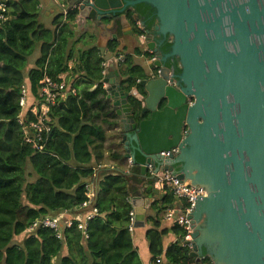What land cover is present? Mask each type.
Returning a JSON list of instances; mask_svg holds the SVG:
<instances>
[{"label":"water","instance_id":"obj_1","mask_svg":"<svg viewBox=\"0 0 264 264\" xmlns=\"http://www.w3.org/2000/svg\"><path fill=\"white\" fill-rule=\"evenodd\" d=\"M140 4L154 10L144 43L155 55L147 64L156 76L133 84L101 48L123 157L142 176L151 165L204 189L190 216L196 264L204 256L208 264H264V0L72 2L80 27L114 31L140 21L144 28L136 12L130 17ZM167 41L170 49L161 53ZM175 147L177 156L158 170V154ZM96 200L97 190L90 209ZM154 202L132 198L134 227L145 226Z\"/></svg>","mask_w":264,"mask_h":264},{"label":"trees","instance_id":"obj_2","mask_svg":"<svg viewBox=\"0 0 264 264\" xmlns=\"http://www.w3.org/2000/svg\"><path fill=\"white\" fill-rule=\"evenodd\" d=\"M0 3L7 10L0 21V264H143L130 232L131 201L149 178L141 175L138 164L129 173L106 169L96 173L105 160V143L117 137L106 129L113 131L117 122L103 86L104 57L98 48L81 53L77 67L84 76L72 83L76 94L57 99L51 110V131L42 141L44 151H36L24 141L17 122L21 87L25 84L28 93L37 97L45 75L61 81L74 56L69 47L74 35L70 23L75 22L77 10H68L65 23L57 16L58 27L52 30L40 22L38 0ZM134 12L143 18L144 31L153 29L156 21L149 5H138L130 17ZM37 44L40 56L26 72ZM110 48L114 51L117 43H110ZM169 49V41L160 48L162 53ZM131 58H125L127 66L120 67V73L135 84L146 76ZM110 158L119 160L121 154L114 152ZM95 178L96 213L81 229L88 212L82 205ZM173 201L167 193L161 202L152 203L154 214L147 217L151 264H196L183 245L184 230L162 227L164 212ZM75 212H82L83 219H72L69 226L60 220V238L50 228L30 230L37 219ZM170 232L176 240L165 249L163 240Z\"/></svg>","mask_w":264,"mask_h":264},{"label":"crops","instance_id":"obj_3","mask_svg":"<svg viewBox=\"0 0 264 264\" xmlns=\"http://www.w3.org/2000/svg\"><path fill=\"white\" fill-rule=\"evenodd\" d=\"M39 2V19L40 22L49 29H56L58 25L56 24V17L61 15L60 20H62L63 23L66 22V19L63 17V11L65 9L74 8L72 6L73 0H38ZM75 9V8H74ZM45 16L46 19L43 17ZM109 21H105L104 23H108ZM62 23V24H63ZM136 24V25H135ZM82 26V25H81ZM70 28L73 30L74 35L69 40V47H71L74 51V56L69 61V70L65 73L60 75L61 80H64L68 86L73 87L72 83L75 81H80L81 78L84 76V71L77 67L79 57L81 56V53L83 51H88L90 49L98 48L100 51V54L104 57V55L114 54V58L119 55H124L125 58L128 56L131 58V63L135 65L141 66L143 69V72L146 75L150 73L149 66L147 64V55H146V46L145 43L140 38V32L136 30L144 29L142 22L138 23H130L129 27H126L123 29V27L119 26L116 31L111 30L110 26L109 29H101L99 27L93 26L91 24H87L86 26L80 27V24L77 22V17L74 23H70ZM131 31V33H130ZM116 42L117 48L113 51L110 48V43ZM101 48L104 50V55L101 52ZM136 50H140V54H136ZM40 56V44H37L33 54L29 57L28 64L26 67V72H28L30 69L34 68L35 63L37 59ZM105 59V58H104ZM105 63L107 64V61L105 60ZM126 63L122 65H116L114 69H117L120 71V67L125 68L127 65ZM106 69V68H105ZM112 70V69H109ZM140 80V79H139ZM104 88H106L105 84L103 85ZM97 85L93 86V89H95ZM74 88V87H73ZM67 96V95H66ZM65 96V97H66ZM64 97V98H65ZM61 98V99H64ZM116 128L112 131L109 127H106L109 134H113L114 136H117L116 139L108 140L104 145V154H105V160L103 161L102 166H100L97 170V174L101 172L102 170H110L114 172H127L131 170V167L134 165L132 158H124L123 155L125 153L123 146L118 142L119 139V132ZM116 133V135L114 134ZM114 152H119L121 154V159L119 160H112L110 158V155ZM148 176V173H147ZM98 177V176H96ZM150 182H145L143 187L141 188L140 195L142 198H150L151 200H157V202H161L164 195L167 194V192L163 190H159L153 179L148 176ZM97 178L91 183L90 190L93 192L94 197L96 190L98 192V186H97ZM150 186L151 189H150ZM158 192L157 194L155 193ZM93 197V199H94ZM136 197V196H135ZM134 198V197H133ZM93 202V200H92ZM173 205L178 204V200L173 201ZM171 203L168 205H172ZM87 211H90L92 209L87 208L85 209ZM134 213V212H133ZM154 211L152 210V205L150 208L146 211L145 216V226L144 227H132L130 229L134 246L137 249L139 256L143 262V264H151V254L149 251V243L146 238V230L150 227V224L147 222V217L150 215H153ZM84 214L82 212H75V213H62L61 221L62 223H69L72 219L76 220H82ZM162 227H168L171 226L165 222L162 221ZM176 240L175 235L170 232L164 237L163 245L166 249L171 243H173Z\"/></svg>","mask_w":264,"mask_h":264},{"label":"built area","instance_id":"obj_4","mask_svg":"<svg viewBox=\"0 0 264 264\" xmlns=\"http://www.w3.org/2000/svg\"><path fill=\"white\" fill-rule=\"evenodd\" d=\"M75 8V6H73ZM6 8L3 3H0V21H4L6 18ZM68 15V9L63 11V17L66 19ZM140 38L144 42L147 38V32L141 29ZM150 52V51H149ZM155 59V57H153ZM125 61L124 55H118L114 58L116 65H122ZM106 68L107 64H103ZM105 77V70L103 71ZM104 84V83H103ZM76 94V89L68 86V84L61 80L59 82L53 81L47 75L40 81V90L37 97H32L28 93V89L24 84L21 87V96L19 100L20 112L17 117L18 125L21 128L23 139L26 143L30 144L33 149L38 152L44 151L43 140L47 139V135L52 128L51 110L56 104L58 98H64L66 95ZM191 103V102H190ZM179 153L177 147L168 151H162L158 154V170L167 165L166 159L171 160ZM163 170V173L156 171L151 165L147 166L148 176L153 178L156 187L159 190H163L172 195L175 200L181 201L182 204L173 205L168 207L163 215V221L167 222L171 227L180 226L184 230L183 245L190 251L192 250L191 243L193 241V226L191 224L190 216L195 207V197L202 195L204 189L195 187L190 181L181 180L177 174H174L168 170ZM94 194L90 190L87 193L88 201L83 203V208H89L92 204ZM96 211L92 209L85 215V219L79 228L85 229L86 222L90 220ZM62 214L58 216H46L41 219H37L30 227V230H34L39 227L50 228L57 231V237L60 238L59 226ZM71 222L67 223L69 226ZM130 229L134 227V213L131 215ZM187 242V244H185ZM160 260V258H158Z\"/></svg>","mask_w":264,"mask_h":264},{"label":"flooded vegetation","instance_id":"obj_5","mask_svg":"<svg viewBox=\"0 0 264 264\" xmlns=\"http://www.w3.org/2000/svg\"><path fill=\"white\" fill-rule=\"evenodd\" d=\"M147 43H149V42H147ZM146 43V44H147ZM146 46V45H145ZM160 52H161V50H159ZM146 55H147V59L148 60H152V58L153 57H155V55L153 54V52H148L147 50H146ZM162 53V52H161ZM147 60V61H148ZM171 66H172V64H171ZM150 67V66H149ZM172 70H174V72H176V73H178L179 72V67H178V64L176 63L175 65H173L172 66ZM157 69L155 68V70H154V72L152 71V72H150L149 74H148V76L150 75V74H153V76H156V73H157ZM208 257H206V256H204L203 258H202V262H200L199 264H208L209 263V258L207 259Z\"/></svg>","mask_w":264,"mask_h":264},{"label":"rangeland","instance_id":"obj_6","mask_svg":"<svg viewBox=\"0 0 264 264\" xmlns=\"http://www.w3.org/2000/svg\"><path fill=\"white\" fill-rule=\"evenodd\" d=\"M43 18H44V19H46V18H45V16H44ZM21 239H22V237H19L17 240H19V241H20Z\"/></svg>","mask_w":264,"mask_h":264}]
</instances>
